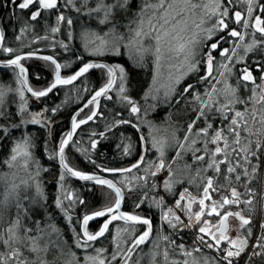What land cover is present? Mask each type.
Instances as JSON below:
<instances>
[{"label":"trees","instance_id":"16d2710c","mask_svg":"<svg viewBox=\"0 0 264 264\" xmlns=\"http://www.w3.org/2000/svg\"><path fill=\"white\" fill-rule=\"evenodd\" d=\"M69 2L58 0L54 5H45L36 0L24 6V0H0V30L4 39L0 58L5 61L25 53L47 54L59 62L63 76L72 75L92 58L109 61L113 65L119 63L126 73L127 96L143 106L148 102L142 94L150 78V58L141 61L137 54L127 55L123 50V38L128 37L127 30L136 19L138 0H128L122 5L121 0ZM259 4L264 17V0ZM237 7L230 8L238 10ZM104 17L105 23L102 22ZM230 27L236 29L233 24ZM106 38H119L117 42L121 50L117 55L112 54L111 44L107 48L109 52L104 55L97 52L89 54L99 40ZM222 44L226 46L228 41ZM255 53L251 52L248 60ZM214 55L220 56L217 50H214ZM259 59L261 63L258 64L264 66V56ZM21 62L27 69L29 84L34 91L42 92L56 80L57 66L50 60L27 56ZM245 66L252 70L255 79L259 77L254 60L248 61ZM238 69L239 65H235V78L239 75ZM12 70L18 77L15 69L0 67L1 84L9 82ZM108 73L105 68L95 67L75 83L59 86L39 99L25 91L23 104L6 99L5 109L0 114V197L5 200L10 198V204L0 220V264H12L11 260L21 255L28 264H68L69 259L76 260L74 255L78 264H85L96 252L108 258L105 264H118L132 242L145 231L142 225L114 220L100 237L87 240L83 232L84 223L87 222L89 236L97 235L114 214L117 194L109 186L70 177L58 162V153L69 133L73 115L105 86ZM201 74H204L203 70L189 76L178 89L179 98H191L193 92L198 93L199 98H192L191 103L187 100L183 104L168 105L165 112L168 118L162 119L165 124H171L169 130L177 132L178 142L185 140L179 153L169 152L164 161V165L166 161L169 164L175 158L170 173L173 181L176 180L167 192L168 202L164 207H170L169 202H176L184 191L201 196L210 181L214 198L227 195L238 197L241 194L242 207L253 218L248 236L251 240L256 223L264 130L257 135L260 141L257 150V143L245 135L246 128H242L240 144L248 147L243 155L240 144H235V129L238 126L228 117L225 121L221 120L217 113L208 111L207 106L202 107L211 85L199 80ZM233 83L237 86L238 103L251 107L254 96L250 84L243 79ZM155 106L149 119L163 124L158 116L163 107ZM201 107L203 113L198 115ZM93 109L94 104H91L77 118L78 123L88 121L77 129L66 152L69 166L84 173L107 176L123 189V211L152 221L158 239L155 242L161 247V255L165 257L164 252H168V262L163 261V264H170L169 261L178 258L181 246L201 247L202 253L212 255L217 264H230L213 250L206 249L200 241L205 235L198 239L195 235L197 228L183 229L180 224L172 226V223L162 219L161 206L157 201L159 170H156L155 164L158 157L148 151L143 157V143L145 141L148 147V137L146 125L138 119L141 113H136L139 109H131L125 99L118 97L115 88L99 102L98 110L91 118ZM247 116L249 120L251 117ZM192 121L196 122L195 126L185 138L188 124ZM174 127L176 130H173ZM217 130L224 136L222 141L228 139L229 145L224 149L222 142L216 144L214 141ZM197 131L203 132L193 139ZM18 144L27 146L29 159L22 165H11ZM36 185L42 188L41 191L36 190ZM208 217V214L203 215L201 221ZM116 229L124 232L128 241L123 254L111 262L109 258L114 253ZM78 243L90 247L83 249L77 247ZM152 248L156 246L149 242L140 247L129 264L138 254H143V257L146 253L149 255ZM216 251L225 253L222 247H216ZM247 264H264V250L255 252Z\"/></svg>","mask_w":264,"mask_h":264},{"label":"rangeland","instance_id":"374dc122","mask_svg":"<svg viewBox=\"0 0 264 264\" xmlns=\"http://www.w3.org/2000/svg\"><path fill=\"white\" fill-rule=\"evenodd\" d=\"M68 1L74 4L76 0ZM80 1L84 3L89 0ZM127 1L128 0H121V5ZM28 2L29 0H24L23 5L29 6ZM259 3V0H138V9L135 13L136 19L127 30L128 37L123 38L125 41L123 50L127 55L137 54L141 61L150 58V78L147 79L148 86L142 94L144 99L148 102L143 104V106H139V103L134 102V100L129 98L130 96H127L125 70L119 63L114 64L118 69V78L114 87L118 97L125 99L129 103L131 109H139L136 111V113H141L138 114V119L147 127V151L149 153L151 152L150 154H156L158 157L157 163L155 164L156 170H159V198L157 201L161 206L162 219L165 222L172 223V226L180 224L183 229L193 230V228H197L195 235L198 239L201 238L200 235L204 234L207 227L212 226L215 230L220 224V218L213 217L201 221V216L209 215L215 208L219 210L224 206L226 200H229V203L233 202L235 204L232 210L241 212L237 205L241 203V194L239 193L238 197L227 195L222 198H214L211 195V185L209 181L203 189L201 196H194L184 191L182 194H179L176 202H169L170 207L165 208L164 204L168 202L169 196L167 192L171 190L176 180L173 181L172 173H170V168L175 158L170 160L169 164H167L168 161H166L167 163L164 165V161L167 159V154L169 152L176 151V153H179L185 144V140L178 142L177 132L169 130L171 124H165L166 121L162 120L167 119L168 115L163 114L162 117L161 113L158 114L159 120L163 121V124H158L157 121L151 120L149 117L151 113H153L154 108H156L155 105H158L160 108L166 106L165 108L167 109L172 104H183L184 102L186 103L187 100L191 103L192 98H199V94L196 92H193L191 98L188 96L190 99H188L187 96L179 98L178 89L189 76L195 73L199 74L200 70H203L204 74L200 75L199 80L211 85V89L207 91V96L202 107L205 108L207 106L208 111L217 113L221 120L225 121L228 117L230 122L238 126L236 127L237 130L235 129V144H240L242 136V132L240 131L243 127L244 130L246 128L247 133L244 132V134L249 135L251 140L257 143L258 150L260 141L257 135L263 133L262 131L264 130V66L258 64L261 63L259 57L264 56V22L262 25L260 24L257 26L256 24V18L260 17L259 12L261 7ZM230 7H237L238 10H232ZM131 20H133V18H131ZM104 21L105 17L102 22ZM232 24L236 26V29H231L230 26ZM257 34L260 36L262 35L261 38L258 37ZM117 39L106 38L99 40L95 48L89 51V54L90 52L91 54L92 52H97L96 54L104 55L109 52L107 48H109L108 46L111 44L113 47L112 54L117 55L121 50L120 43L117 42ZM226 41H228V44L224 46L222 43H226ZM231 43H233V45ZM219 44L222 45L220 46ZM214 50H217L220 56H215ZM251 52H257L252 54L251 58H249L251 61L254 60V65H258L257 70L259 71V77L257 79L253 76L252 70L245 66V63L250 61L248 60V56ZM16 58L18 57L12 59ZM0 60L3 61L1 58ZM200 61L203 62L201 65ZM235 65H239V75L236 78L234 77L236 74ZM18 77L12 70L9 74V82L0 83V114L5 109L3 105H5L6 99L15 104H23L25 101L24 96L26 90ZM240 79L245 80L251 86L250 90L253 92L254 96L251 107L247 106L245 103L239 104L237 101V86L233 82H237V80ZM109 80L110 73H108V81L105 85L108 84ZM184 87L188 86L185 85ZM172 100L173 103L171 102ZM98 107L99 103L97 105L94 104L93 114L96 113L95 110H98ZM202 107L198 115L203 113ZM247 115L251 117L249 120H247ZM195 123V121H192L188 124L189 126L185 138L188 137L189 133L194 128ZM231 128L232 126L229 127V129ZM173 130H176V128L174 127ZM202 132L197 131L196 134L193 135V139ZM222 137H224L223 134L217 130L214 141L216 144L222 142L224 146L222 149H224L229 143L227 138L225 141H222ZM193 139L190 140L192 144L194 142ZM239 147L242 149L244 155V153H246L245 149L248 148L247 145L242 146L240 144ZM28 159L29 153L27 146L18 144L17 148H15L11 165H22ZM160 162H162L161 166ZM235 162H239V160ZM1 180L4 181L3 179ZM14 186H16V184ZM36 186V190L41 191L42 188L38 185ZM9 200L10 198L5 200L4 197H0V220L5 216L4 213L7 209H9ZM240 206L242 207V203ZM109 212H112V210ZM244 226L245 225L241 221L232 217L230 219L228 234L225 237L217 235L216 240L225 242L231 246L234 239L243 237L242 231ZM263 229L264 146L260 164L256 223L250 245L245 247L241 255L227 257L226 252L218 253L216 251V245L213 242H206V240L202 239H200V241L207 250H213L219 257L222 256L230 264H247L248 259L254 255L255 252L257 254V252L259 253L264 250ZM248 232L251 233V228H248ZM156 235L154 231L149 241V243H154L156 248L149 250V255L146 253L144 257L142 256L143 254H138L137 258H135L131 264H143L144 260H146L145 264H163V261H165V263L168 262V252H164L165 257H163V254L161 255L162 250L157 244L158 239ZM156 239L157 241L155 242ZM127 241L126 234L116 229L113 245L114 253L109 258L111 262H115L116 259L123 254L127 246ZM77 247L84 249L90 246L78 243ZM14 256L15 255L12 257ZM73 257L77 260L75 255ZM23 258L22 255L17 259L14 257L11 262L14 263V261H17V264H28ZM107 259L108 258L104 255L96 252L94 254L92 253L89 259L85 261V264H105ZM76 260L72 261L69 259L70 262L68 264H75L77 263ZM169 262L170 264H217L212 255L202 253L201 247L198 246L193 248L181 246L179 257Z\"/></svg>","mask_w":264,"mask_h":264},{"label":"water","instance_id":"95a60500","mask_svg":"<svg viewBox=\"0 0 264 264\" xmlns=\"http://www.w3.org/2000/svg\"><path fill=\"white\" fill-rule=\"evenodd\" d=\"M31 1V0H30ZM43 3L45 4H50L54 5L58 2V0H42ZM30 5V4H28ZM3 45V35L0 30V50L2 49ZM27 56H32V57H40L44 58L47 60H50L51 62L55 63L57 66V74H56V80L53 82V84L48 87L46 90L42 92H36L34 91L30 84H29V77H28V72L26 67L22 64L21 60L24 57ZM0 67L1 68H6V67H13L16 69L18 76L26 90V92L34 97V98H43L45 96H48L52 92H54L59 86H66V85H71L75 83L78 79H80L83 75L88 73L91 69L95 67H102L105 68L109 71L110 73V80L107 85H105L102 89H100L97 93H95L91 98L87 100L85 104H83L82 107H80L75 114L72 117L71 120V125H70V130L69 133L58 153V162L63 171H65L70 177L80 180V181H85V182H91L94 184H101V185H106L111 187L112 189L115 190L117 194V203L114 208V214L110 216V218L105 222L103 229L95 236H89L86 231V225L87 222L84 223L83 225V232L87 240L93 241L100 237L102 233L106 231V228L108 225L114 221V220H120L126 223H131V224H139L145 227V231L136 239L132 242L130 247L127 249L126 253L124 254L123 258L118 264H128L130 259L132 258L133 254L142 246L146 245L152 238L154 229H153V223L150 219L148 218H138L134 216L133 214L127 213L123 211V204H124V198L125 194L123 189L111 178L104 176V175H92L88 173H84L81 171H78L71 166H69L67 160H66V152L71 145V142L74 139L75 133L77 129L84 123H86L88 120H86L83 123H78L77 118L81 112H83L85 109L88 108L91 104L97 105L106 95L110 94L117 82L118 78V72L116 67L108 61H103L99 59H92L87 61L85 64H83L76 72H74L70 76H63L62 68L59 62L52 56L47 55V54H41V53H25L16 59L8 60V61H1L0 60ZM24 70V72H23ZM97 110H95L96 112ZM95 114V113H94ZM94 114L91 116V118L94 116ZM144 146V153L147 151V146L144 141L143 143ZM210 216H220V211L218 209H213L212 212L209 213ZM250 244V241L247 242L246 246ZM244 247V249H245ZM240 250L238 252L234 253H226L227 257H232V256H239L243 253V250Z\"/></svg>","mask_w":264,"mask_h":264},{"label":"flooded vegetation","instance_id":"af4514ba","mask_svg":"<svg viewBox=\"0 0 264 264\" xmlns=\"http://www.w3.org/2000/svg\"><path fill=\"white\" fill-rule=\"evenodd\" d=\"M259 1H261V0H259ZM259 14H260V17L256 18L257 26L260 24L262 25V23L264 22V18L262 16V13L259 12ZM165 107L166 106H163V108L159 110V112L162 114V117H163V113L165 115V112H166ZM147 149H148V147H147ZM146 152L143 154V157L146 155ZM161 163L162 162H160V166H161ZM224 203H225L224 206L219 209L220 216L217 217V218H220V224H219L218 228L214 230L212 226L207 227L206 231L204 232L205 237H203V238H204V240H211L216 245L217 248L222 247V249L226 253L227 252L234 253V252H238V251L244 249L247 242L249 241L248 236H249L250 232H248V228H250V226H252L253 218L249 214H246V212L244 211V208L240 206L241 203L237 204L238 208H240L239 210H241V212L232 210V208L235 206V204L233 202L229 203V200H226ZM216 209H218V208H216ZM208 216L209 217L207 219L216 217V216H210V215H208ZM201 217H203V216H201ZM201 217H199V218H201ZM232 217L236 218L238 221H241L245 226H244L243 231H242L243 237L234 239L232 242V245L230 246L229 244H227L225 242H220V241L216 240V236L220 235L222 237H225L228 234L229 229H230V219ZM200 236H202V235H200Z\"/></svg>","mask_w":264,"mask_h":264},{"label":"bare ground","instance_id":"6f19581e","mask_svg":"<svg viewBox=\"0 0 264 264\" xmlns=\"http://www.w3.org/2000/svg\"><path fill=\"white\" fill-rule=\"evenodd\" d=\"M33 1H36V0H31V1L29 0L28 3L31 4ZM41 1H42V0H41ZM44 4H45V3H44ZM49 5H50V4H49Z\"/></svg>","mask_w":264,"mask_h":264},{"label":"built area","instance_id":"2783aa9c","mask_svg":"<svg viewBox=\"0 0 264 264\" xmlns=\"http://www.w3.org/2000/svg\"><path fill=\"white\" fill-rule=\"evenodd\" d=\"M250 245V244H249Z\"/></svg>","mask_w":264,"mask_h":264}]
</instances>
